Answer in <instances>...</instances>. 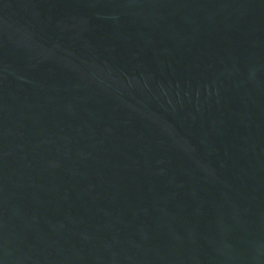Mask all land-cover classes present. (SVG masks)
Wrapping results in <instances>:
<instances>
[{"label": "water", "instance_id": "water-1", "mask_svg": "<svg viewBox=\"0 0 264 264\" xmlns=\"http://www.w3.org/2000/svg\"><path fill=\"white\" fill-rule=\"evenodd\" d=\"M0 264H264V0H0Z\"/></svg>", "mask_w": 264, "mask_h": 264}]
</instances>
